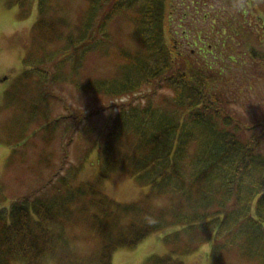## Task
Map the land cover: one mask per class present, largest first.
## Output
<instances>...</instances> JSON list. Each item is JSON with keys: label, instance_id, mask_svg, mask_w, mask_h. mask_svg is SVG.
I'll return each mask as SVG.
<instances>
[{"label": "trees", "instance_id": "obj_1", "mask_svg": "<svg viewBox=\"0 0 264 264\" xmlns=\"http://www.w3.org/2000/svg\"><path fill=\"white\" fill-rule=\"evenodd\" d=\"M5 1L20 20L33 3L36 9L30 32L36 55L23 58L25 68L5 92L18 122L24 128L47 122L48 101L61 100L55 88L65 83L87 94L90 113L110 115L98 132L93 180L71 184L63 175L55 186L48 182L0 206V264H50L57 251V264H111L117 249L172 226L178 229L162 237L168 251L143 264H185L181 255L206 242L220 264L230 256L264 264V96L248 95L251 73L242 62L247 72L235 78L214 50L232 63L246 52L252 71L262 67L264 46L240 17L247 6L239 5L237 20L223 10L233 0H218V8L208 0ZM117 17L131 25V48L115 41ZM101 59L116 66L94 75ZM59 119L54 115V128ZM76 129L67 130L65 151ZM115 172L132 175L146 193L130 203L106 196L99 183ZM74 213H85L75 221L87 222L99 243L85 260L66 262L59 240Z\"/></svg>", "mask_w": 264, "mask_h": 264}, {"label": "rangeland", "instance_id": "obj_2", "mask_svg": "<svg viewBox=\"0 0 264 264\" xmlns=\"http://www.w3.org/2000/svg\"><path fill=\"white\" fill-rule=\"evenodd\" d=\"M70 3L81 4V0H71ZM207 3L213 4L216 8L220 4L218 0H208ZM243 4L247 6L245 13L240 15L243 24L254 30V38L260 41L261 46H264V0H233L231 6L228 5L231 8L225 6L223 10L228 12L226 16L236 15L238 20V10L241 6L244 7ZM31 8V14L26 19L20 20L17 7H8L5 0H0V206L4 207H7L11 200L39 192L48 182L54 183V186L57 185L63 175H67V181L71 184L93 180L99 170L96 153L98 132L108 121L110 115L108 111L90 113L91 108L87 106L89 101L87 94L77 92L70 84L65 83L55 88V91L56 98L64 99L66 103L63 100L61 102V100L50 98L48 104L53 111H49L51 116L47 122L41 126L34 125L29 128H24L25 125L18 122L21 114L14 106L7 103L5 92L12 87L13 75L25 68L22 64L23 58L27 54L32 57L36 55L30 52L34 49L30 45V32L36 17L35 3ZM216 8L215 18L222 19L224 16L220 18V10ZM205 9L209 13L213 11L210 7ZM121 18L114 19L111 31L115 35V41L128 46V49L133 47L126 38L131 25L121 21ZM188 20L190 16L186 15L184 22ZM235 23L237 24V21ZM53 46L54 43L51 47ZM214 50L220 62L223 59L237 72L233 77L237 78L249 69L251 79L248 84L250 85L248 95L264 96V64L260 69L255 67L256 72H254L255 70H251L252 61L246 52L237 53L232 63L228 61L225 52H222L220 48L215 46ZM240 62L247 69L237 65ZM96 65L98 70H96ZM113 65L116 66L115 61L101 59L94 65V75H103V73L112 71ZM227 72L228 69H225L224 73L227 74ZM234 83L237 81L234 80ZM62 103L68 107L67 111L62 107ZM68 113L75 117L68 116ZM54 115L61 116L59 119L61 123L57 128H54L52 122ZM74 126L79 129H76L74 136L72 134L71 143L65 151L66 132ZM62 128L66 129L60 133ZM85 131L86 136H83ZM80 136L84 138L80 139ZM99 189L114 201L130 203L142 197L148 188L140 186L134 177L126 172H115L99 183ZM74 215V222L72 220L66 222V233L59 240L61 245L66 246V252H68L69 257L62 258L66 262L69 258L85 260L89 256L88 253L97 248L99 243V240L90 236L87 222L75 221L76 215L83 218L85 213H74ZM177 229L178 226H172L159 230L144 238L133 248L117 249L112 253L111 264H143L151 254H162L168 251V246L162 237L165 233ZM211 247L212 243L206 242L196 250L182 254L181 258L185 264H220L210 256ZM58 257L59 252L57 251L51 258H48L47 262L57 264ZM225 261L224 264H259L257 261L238 259L235 256L227 257ZM19 263L14 260L11 264Z\"/></svg>", "mask_w": 264, "mask_h": 264}]
</instances>
